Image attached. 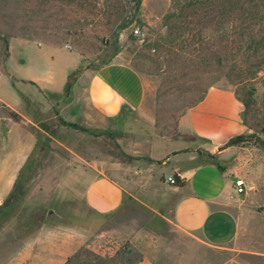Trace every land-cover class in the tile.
Segmentation results:
<instances>
[{
	"label": "rangeland",
	"instance_id": "obj_1",
	"mask_svg": "<svg viewBox=\"0 0 264 264\" xmlns=\"http://www.w3.org/2000/svg\"><path fill=\"white\" fill-rule=\"evenodd\" d=\"M66 1L0 0V92L14 95L7 84L14 81L8 70L11 60L7 67L5 40L23 35L28 27L29 31L49 33L45 43L72 45L71 49L85 58L83 68L98 67L122 53L145 78L144 107L105 120L71 112L76 79L70 94L33 83L26 86L24 112L38 126V144L19 176L18 202L0 214V264L8 262L44 224L84 226L93 224V220L96 237L92 228L87 243L67 264H134L145 257L157 264H194L199 255L204 256L206 264H264V256L238 250L210 247L198 251L191 238L174 226L170 182L163 183L169 176L164 160L186 149L194 152L195 164L219 162L225 169L238 166L246 177L247 191L241 194L242 200L232 204L243 223L234 246L264 251V59L256 55L250 62L246 60L243 25L231 21L207 23L197 36L200 40L180 51V56L167 57L160 55L161 47L149 44L164 35L163 17L172 0H143L141 23L134 22L119 38L111 34L104 20L96 22L90 6L82 12L76 1ZM62 6L64 14L57 15ZM77 20L84 25V33L62 40L64 25L72 27ZM46 21L48 28L42 27ZM137 28L143 37L135 34ZM31 46V55L44 68L60 71L72 55L50 45L41 50ZM213 86L232 87L241 96L254 87L256 100L247 114V136L217 150L214 157L200 140L182 134L178 127L180 117ZM3 112L8 110L0 101ZM116 145L134 157L131 163L118 156ZM148 166L156 181L146 186L136 181L132 192L142 201L150 199V207L127 195L123 205L108 216H95L87 208L83 170L104 167L106 174L125 183L131 175L144 176ZM204 260L197 264H204Z\"/></svg>",
	"mask_w": 264,
	"mask_h": 264
},
{
	"label": "crops",
	"instance_id": "obj_2",
	"mask_svg": "<svg viewBox=\"0 0 264 264\" xmlns=\"http://www.w3.org/2000/svg\"><path fill=\"white\" fill-rule=\"evenodd\" d=\"M9 44L10 54L6 61L7 67L9 60L13 62L8 70L14 82L7 84L14 95L11 93L8 97L0 92V101L8 110L0 113V206L15 188L38 144V126L24 112L23 91L28 84L63 92L71 73L82 68L75 80L71 112L105 120L121 116L125 111H140L147 94L144 76L123 58L122 53L98 67L83 68L85 58L78 51L59 44L45 43L39 38L24 35H12ZM31 45H36L39 50L50 45L72 55L60 71L44 68L31 55ZM13 51H16L15 55ZM12 112L19 118L13 117ZM178 127L182 134L194 135L213 154L248 129L243 103L237 92L228 86L209 88L203 98L180 117ZM193 160L194 152L186 149L168 156L163 163L164 170L169 169V176L178 172L186 180L183 187L168 186L172 194L171 220L174 226L191 238L198 251L213 247L264 256V251H248L234 246L243 224L232 208L233 203L242 200L243 194L237 191L235 181L237 177L245 179V175L238 166L222 170L215 162L195 164ZM146 170L148 172L144 176L131 175L125 183L106 174L104 167L83 170L87 208L95 216H108L123 205L127 195L150 207V199L142 201L132 192L136 181L144 186L156 181L152 167L148 166ZM164 181V184L169 182L165 177ZM92 228L93 237H96L94 220L93 224L84 226L44 224L4 264H67L73 254L87 243ZM203 260L204 256L199 255L194 264ZM134 264L157 263L145 257Z\"/></svg>",
	"mask_w": 264,
	"mask_h": 264
},
{
	"label": "trees",
	"instance_id": "obj_3",
	"mask_svg": "<svg viewBox=\"0 0 264 264\" xmlns=\"http://www.w3.org/2000/svg\"><path fill=\"white\" fill-rule=\"evenodd\" d=\"M53 1V0H44ZM64 2L66 0H57ZM77 2V7L80 11L87 10V6H90V13L93 14L96 22L104 20V23L110 27L111 34L115 38H119L120 33L131 26L134 22L141 23L139 14L142 7L143 0H74ZM67 3L69 1H66ZM101 5V6H99ZM64 14L65 9L62 6L56 14ZM61 20V19H60ZM214 21L219 22H239L243 25L241 31V38L246 44V48L243 51V55L246 60L250 62V58L259 55L261 59H264V0H172L170 10L163 17V30L164 35L160 36L154 43H150L149 46L161 47V56H180V51L186 50V47L200 40L197 36L200 35L202 27ZM94 23V19H93ZM49 23L46 21L42 27L48 28ZM46 28V29H47ZM64 35L62 40L67 41L69 38L83 34L85 31L84 25L77 20L72 27H66L64 25ZM94 32H98L95 28ZM24 36L28 38H40L43 41H48L49 33H39L36 30L29 31L28 27L25 28ZM9 42L5 40V56H9ZM118 52V50H115ZM163 51V52H162ZM116 52V53H117ZM112 59V58H111ZM111 59L107 60L109 62ZM104 62L103 64L107 63ZM136 69L137 67L132 64ZM138 70V69H137ZM81 69H77L69 76V80L65 87V92L70 94L74 80L80 73ZM254 87H249L246 92L239 98L244 106V120L247 125V114L250 109L256 104L254 98ZM207 90L198 99L201 100ZM197 101V102H198ZM196 102V103H197ZM195 103V104H196ZM194 104V105H195ZM193 105V106H194ZM13 117L19 118V116L12 112ZM72 126L77 127L76 123H71ZM81 130L87 129L80 127ZM247 135L241 134L236 136L230 143L235 145L244 139ZM118 150V156L122 160H126L131 163L134 157L125 151L121 150L119 145H116ZM214 157L215 154L212 153ZM222 170H225L223 164L216 163ZM174 181L170 184L177 187H183L186 184V180L181 177L180 173L173 174ZM21 188H18V181L15 188L8 196V198L0 206V214L19 200V192Z\"/></svg>",
	"mask_w": 264,
	"mask_h": 264
},
{
	"label": "built area",
	"instance_id": "obj_4",
	"mask_svg": "<svg viewBox=\"0 0 264 264\" xmlns=\"http://www.w3.org/2000/svg\"><path fill=\"white\" fill-rule=\"evenodd\" d=\"M134 32L139 37H143L144 36V33L139 28L135 29ZM65 47L68 48V49H71L72 45L66 44ZM168 181L170 183L174 181L173 175L168 177ZM235 184H236V187H237V191L239 193H246V191H247V182H246V180L244 178L237 177V179L235 181Z\"/></svg>",
	"mask_w": 264,
	"mask_h": 264
},
{
	"label": "water",
	"instance_id": "obj_5",
	"mask_svg": "<svg viewBox=\"0 0 264 264\" xmlns=\"http://www.w3.org/2000/svg\"><path fill=\"white\" fill-rule=\"evenodd\" d=\"M228 146H229V143L220 146V147H219V151H220V150H223L224 148H226V147H228Z\"/></svg>",
	"mask_w": 264,
	"mask_h": 264
}]
</instances>
